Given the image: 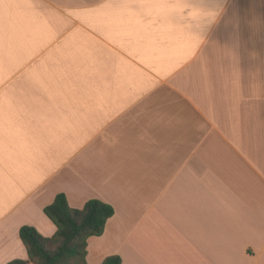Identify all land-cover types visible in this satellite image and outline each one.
Here are the masks:
<instances>
[{"label": "crops", "instance_id": "obj_1", "mask_svg": "<svg viewBox=\"0 0 264 264\" xmlns=\"http://www.w3.org/2000/svg\"><path fill=\"white\" fill-rule=\"evenodd\" d=\"M60 193L86 264H264V0H0V264Z\"/></svg>", "mask_w": 264, "mask_h": 264}, {"label": "trees", "instance_id": "obj_2", "mask_svg": "<svg viewBox=\"0 0 264 264\" xmlns=\"http://www.w3.org/2000/svg\"><path fill=\"white\" fill-rule=\"evenodd\" d=\"M43 212L56 227L54 235L45 238L35 228L22 226L18 235L28 258L7 264H86L88 239L101 236L114 214L110 205L95 199L88 200L81 209H72L62 193ZM101 264H121V259L112 255Z\"/></svg>", "mask_w": 264, "mask_h": 264}]
</instances>
